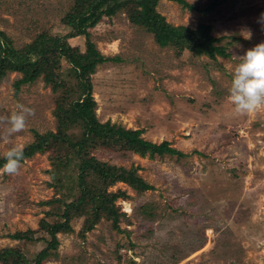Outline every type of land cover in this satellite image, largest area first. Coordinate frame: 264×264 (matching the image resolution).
<instances>
[{
  "label": "rangeland",
  "instance_id": "374dc122",
  "mask_svg": "<svg viewBox=\"0 0 264 264\" xmlns=\"http://www.w3.org/2000/svg\"><path fill=\"white\" fill-rule=\"evenodd\" d=\"M184 1L195 9L160 0L157 11L176 27L211 25L230 58L161 48L124 10L88 31L100 53L117 59L91 75L98 120L142 130L144 139L167 141L186 156L142 157L112 139L84 143L86 158L135 170L153 188L140 191L125 182L107 185L102 178H88L103 203L116 209L117 226L99 210L101 199L71 208V230L57 234L58 245L43 264H264V109L240 115L228 100L239 63L233 56L264 42L257 23L264 0ZM73 5L74 0H0V30L17 49L42 32L68 37L75 31ZM244 30H251V39ZM69 42L86 49L85 37ZM61 64L73 85L70 65L64 59ZM22 76L9 72L1 80L0 116L17 104L34 108L35 115L9 143L0 140V157L14 145L33 143L36 132L57 133L64 125L57 117L62 90L54 92L40 77L17 91ZM64 127L67 141L81 139V126ZM82 154L65 142L48 144L23 160L19 174L0 172V250H19L31 261L47 246L45 232L33 241L12 236L39 231L43 220L64 221V204L76 202L84 186L78 180ZM115 193L124 195L114 199Z\"/></svg>",
  "mask_w": 264,
  "mask_h": 264
},
{
  "label": "trees",
  "instance_id": "16d2710c",
  "mask_svg": "<svg viewBox=\"0 0 264 264\" xmlns=\"http://www.w3.org/2000/svg\"><path fill=\"white\" fill-rule=\"evenodd\" d=\"M160 0H74L73 19L71 21L74 33L68 37L53 36L50 33L42 32L24 47L17 49L7 34L0 30V82L9 72H20L22 78L15 83L16 90L22 84H32L40 77H43L45 84L51 86L54 92L62 90V98L58 100L57 117L60 121L70 126H81L82 137L79 141H67L62 134L63 127H59L57 133L45 135L35 133V141L24 148L25 158L32 157L45 150L48 144L67 143L83 152L84 143L95 138L112 139L122 141L129 149L142 157L149 155L164 156L177 154L180 157L184 153L171 147V144L164 141L160 144L148 141L142 137V130L126 129L111 121L102 123L96 115V101L92 95L91 75L96 68L108 61L117 59L104 56L96 48L90 38V28H94L104 17L115 16L120 11L128 14L130 22L144 28L151 33L155 42L161 48H174L177 53L190 52L193 56H207L212 60L218 57L230 58L231 54L227 46L220 45L221 38L212 35V26L200 24L197 29L184 26H173L168 23L165 17L157 11ZM175 1L187 8L195 9L193 5L184 0ZM213 7V6H212ZM201 12H206L202 10ZM76 37H85L86 49L82 52L78 47L70 44L69 40ZM78 57L80 59L78 60ZM65 60L70 67L67 74V81L62 74L61 61ZM81 166L78 174L79 184L82 188L81 195L76 202L65 203L62 218L64 221L49 223L43 220L40 223V230H27L15 233L12 238L19 241H33L35 234L45 232L50 237L47 246L31 261L25 259L23 253L16 249L0 250V262L13 261L14 264H43L49 252L55 250L58 245L57 234L71 230L70 209L83 206L85 202L101 199L100 211L107 213L114 219L115 226L118 224V215L113 205L104 204V198L97 195L88 184V178H102L107 185L116 182H125L140 191L150 190L153 187L137 175L135 170L116 168L104 163H99L94 158L85 157L82 154ZM6 163L5 156L0 157V168ZM87 185V187H86ZM124 193L111 194L116 199Z\"/></svg>",
  "mask_w": 264,
  "mask_h": 264
},
{
  "label": "clouds",
  "instance_id": "9594fccd",
  "mask_svg": "<svg viewBox=\"0 0 264 264\" xmlns=\"http://www.w3.org/2000/svg\"><path fill=\"white\" fill-rule=\"evenodd\" d=\"M264 30V13L257 20ZM245 39H251V30H244ZM239 63L236 65L228 100L235 106L240 115L264 109V42L246 51L243 56H233ZM35 109L24 104H17L16 110L9 115L0 116V140L9 143L14 134L23 132ZM25 159L24 147L14 145L5 154L6 163L0 172L17 175Z\"/></svg>",
  "mask_w": 264,
  "mask_h": 264
}]
</instances>
